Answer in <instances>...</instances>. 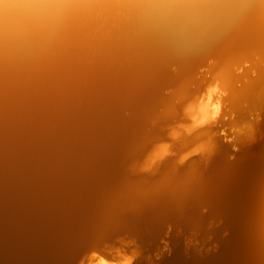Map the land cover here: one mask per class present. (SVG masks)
<instances>
[{
	"label": "water",
	"instance_id": "95a60500",
	"mask_svg": "<svg viewBox=\"0 0 264 264\" xmlns=\"http://www.w3.org/2000/svg\"><path fill=\"white\" fill-rule=\"evenodd\" d=\"M264 264V0H0V264Z\"/></svg>",
	"mask_w": 264,
	"mask_h": 264
},
{
	"label": "rangeland",
	"instance_id": "374dc122",
	"mask_svg": "<svg viewBox=\"0 0 264 264\" xmlns=\"http://www.w3.org/2000/svg\"><path fill=\"white\" fill-rule=\"evenodd\" d=\"M90 264H110L101 256H95V259H92Z\"/></svg>",
	"mask_w": 264,
	"mask_h": 264
}]
</instances>
